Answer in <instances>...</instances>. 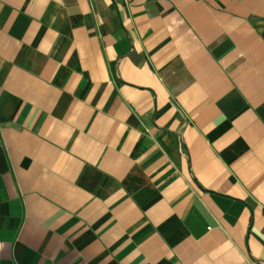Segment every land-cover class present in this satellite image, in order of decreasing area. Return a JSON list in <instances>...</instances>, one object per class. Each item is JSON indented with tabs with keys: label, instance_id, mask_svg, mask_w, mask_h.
Here are the masks:
<instances>
[{
	"label": "crops",
	"instance_id": "crops-1",
	"mask_svg": "<svg viewBox=\"0 0 264 264\" xmlns=\"http://www.w3.org/2000/svg\"><path fill=\"white\" fill-rule=\"evenodd\" d=\"M0 264H264V0H0Z\"/></svg>",
	"mask_w": 264,
	"mask_h": 264
}]
</instances>
